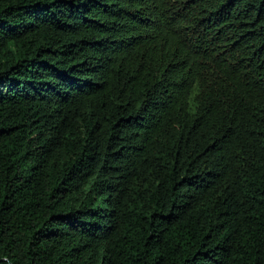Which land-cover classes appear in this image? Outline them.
<instances>
[{"label":"trees","instance_id":"1","mask_svg":"<svg viewBox=\"0 0 264 264\" xmlns=\"http://www.w3.org/2000/svg\"><path fill=\"white\" fill-rule=\"evenodd\" d=\"M0 264H264V0H0Z\"/></svg>","mask_w":264,"mask_h":264}]
</instances>
